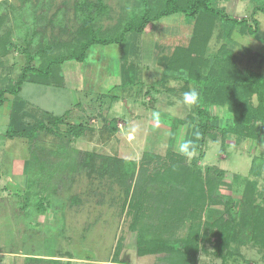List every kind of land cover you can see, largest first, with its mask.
<instances>
[{
	"label": "rangeland",
	"instance_id": "1",
	"mask_svg": "<svg viewBox=\"0 0 264 264\" xmlns=\"http://www.w3.org/2000/svg\"><path fill=\"white\" fill-rule=\"evenodd\" d=\"M163 2L0 0V89L11 87L26 66L24 48L35 55L31 66L37 68L42 62L37 42H60L74 54L83 26L98 38L119 39L124 28L139 25L146 10ZM210 5L246 20L250 28L171 15L140 33H126L120 44L91 46L82 62L65 61L60 87L25 82L18 97L6 95L0 107V264H171L191 228L228 237L232 226L224 223L230 219L225 201L239 206L246 179L255 181L260 201L264 131L255 140L223 135L220 130L232 126L233 115L215 105L201 85L218 81L226 66L234 69L230 83L238 85L245 73L264 79V12L255 10L264 0H210ZM176 53L188 67L170 75L166 65L174 64ZM251 86L242 90L256 111ZM192 87L200 93L198 105L177 106ZM198 107L213 120V129L201 128L197 137L203 122ZM153 112L159 113L158 123ZM51 116L87 131L67 137L65 124L49 127ZM41 124L53 133L38 132L32 149L27 139L7 137L9 129ZM181 140L196 145L192 157L177 153ZM255 158L258 177L250 174ZM104 163L109 168L103 172ZM209 187L203 204L197 192ZM137 200L140 210L134 212L130 206ZM162 210L168 211L167 220L160 219ZM249 236L244 229L240 243H230L231 254L199 245L195 264H264V249Z\"/></svg>",
	"mask_w": 264,
	"mask_h": 264
},
{
	"label": "trees",
	"instance_id": "2",
	"mask_svg": "<svg viewBox=\"0 0 264 264\" xmlns=\"http://www.w3.org/2000/svg\"><path fill=\"white\" fill-rule=\"evenodd\" d=\"M255 10H259L264 12V7L262 8H255ZM84 14L87 15V13L84 12ZM175 14H182L187 18L195 19V21L201 23H205L206 21L210 24H212L216 20H224L226 22H231L233 25H244L248 28H250V25L247 23L246 20H236L229 16H227L224 12L220 10L214 9L210 5V0H164V2L159 6L158 9H148L144 14L141 16L140 24L137 26H129L127 28H124L120 34L119 39H101L98 38L95 34V32L90 31L91 29H85L84 26L80 30L78 37L80 49L79 52L72 54L67 53L65 49H63V45L60 44V42H52L50 41L46 43H50L51 45H47L46 43L41 44L37 42L36 47V55L38 58L40 57L42 62L41 65H39L37 68H33L31 66V62L35 59V55L29 54L28 50L24 48V55L26 58V66L21 71L20 75L18 76L17 80L13 82V85L9 88L0 89V107L3 106V104L6 102V95L9 94L13 96L14 98L18 97V93L20 92L21 85L25 82L36 84V85H43V86H50V87H60L63 83V77L61 75V64L65 61H77L82 62L86 58V54L88 49L93 45H110V44H120L123 42V36L128 32H142L143 29L150 24L151 22H156L162 18L169 17L171 15ZM197 22V24H199ZM90 23V21H89ZM254 25H256V22H253ZM84 25V23H83ZM88 27V24H87ZM81 38H83L81 40ZM28 40V45L31 47L32 40ZM203 40H207L204 38ZM26 50V51H25ZM65 50V51H64ZM56 51V53H55ZM194 56L197 57L196 52L192 53ZM173 63L170 65V60L168 61V65H166V69L170 75L173 73H179L182 70L185 71V69L188 67L186 65V59L183 60L182 58H179V54L173 55ZM227 63V62H226ZM229 64V63H228ZM234 70L229 66H226L225 71L223 74H221V78H219L218 81L216 80H205L203 84L201 85V88L203 91H207L208 95L211 97H214L215 105L217 106H226L231 114L233 115V121L234 123L232 126H225L220 131L223 135L228 132L229 134H236V135H244L245 138L248 139H257L259 135L264 131V79L260 78L259 76H256L254 73H245L242 77V80L239 81L238 85L235 82H231L228 79H231L229 75V70ZM234 72V71H233ZM239 73L235 71L233 73L236 74ZM197 79V78H195ZM197 83L199 82V79L195 80ZM244 85H243V84ZM242 85L243 87L239 88V85ZM252 85V86H251ZM247 86L252 87L251 93L255 94L257 97L258 107L256 111L252 110V108H249L248 101L246 100V96L243 93ZM233 88V90H232ZM250 93V94H251ZM237 95H243L239 99ZM211 97V99H213ZM22 106V103H21ZM20 106V107H21ZM199 108V114H200V120L201 124L198 126V130L196 129V133H202L201 128H208L211 130L213 129L212 119L203 111L204 108ZM17 107L15 108V110ZM13 112V111H12ZM67 114V113H66ZM51 121L49 127H54V129L58 130V126L65 124L63 123V117H55L51 116ZM259 121L260 128H256V123ZM52 122V123H51ZM112 124V122L105 123ZM66 126V124H65ZM68 126V127H67ZM66 126L67 134L68 136H73L74 138L81 137L85 131H87V128L84 125H71L68 124ZM112 130H115V127L112 126ZM47 132V133H53L52 130H50L48 127L44 126L43 124L39 126H33L29 130H17V129H9L7 132V137L9 139L13 138H24L29 140L30 148L31 144L33 143V140L38 132ZM207 131V130H206ZM203 131V132H206ZM59 132V131H58ZM32 149V148H31ZM91 158H94L92 155ZM262 163V161H261ZM91 166L94 164V161L90 160ZM256 164L260 165L259 159H254L252 163V167L250 170V174L253 176H259L260 172L258 169H256ZM115 166L122 167L119 162L114 164ZM109 168L108 163H104L100 165V171L103 172ZM121 168V169H122ZM99 172V171H98ZM223 172L219 173L218 175H221L223 177ZM209 177L211 178V174H209ZM237 179V178H236ZM167 180V179H166ZM211 187L207 190H201L197 192V195L201 199V203L207 199V196L211 194ZM240 188V187H239ZM238 188V189H239ZM241 195L240 197L241 202L238 204L236 208H232V202L230 200L225 201L227 203V210L226 213L230 217V219L225 220L224 223H226L227 226H232L231 233L228 234V237L224 236H217L215 232H211V237H209V234H202L200 235L198 232V228H191L190 232L187 233L185 237H183V241H180V246L182 249V252L179 253L178 249V260L176 262H172L171 264H195L196 256L198 253V246L206 247V246H212L215 247V252L220 253L222 249H226L227 253L231 254L229 251V246L231 242L240 241L243 239L241 238V235L244 234V229H248L250 233V242H254L255 245L262 247L264 249V187L261 191V199L258 202V199L256 198V183L254 180H248L246 179L242 185V188H240ZM170 193L166 191L165 195L168 197ZM171 195V194H170ZM133 206H130V208L134 209V212H138L140 210V200H137ZM132 203L135 202V199L133 197ZM204 204V203H203ZM202 204V205H203ZM160 211V210H159ZM168 211H163L160 213V219L161 220H167ZM139 219V216H138ZM138 219L136 218V222L138 223ZM223 221V219H222ZM237 222V223H236ZM216 226V225H215ZM211 228V227H210ZM213 230V228H211ZM211 230V231H212ZM261 234V236L257 235V232ZM141 232V231H140ZM143 235V234H142ZM140 233V240L142 237ZM242 243V242H241ZM185 252V253H183ZM139 253V252H138ZM141 253V252H140Z\"/></svg>",
	"mask_w": 264,
	"mask_h": 264
},
{
	"label": "clouds",
	"instance_id": "3",
	"mask_svg": "<svg viewBox=\"0 0 264 264\" xmlns=\"http://www.w3.org/2000/svg\"><path fill=\"white\" fill-rule=\"evenodd\" d=\"M199 101L200 93L195 87H192L181 94V97L176 101V104L177 106L183 105L185 107L192 108L193 106L198 105ZM152 117L157 123L159 122L158 112H153ZM135 131L136 129H133V132ZM196 136L198 137L199 133H196ZM176 151L179 155H182L186 158L192 157L195 154L196 145L192 140H181L177 144Z\"/></svg>",
	"mask_w": 264,
	"mask_h": 264
},
{
	"label": "crops",
	"instance_id": "4",
	"mask_svg": "<svg viewBox=\"0 0 264 264\" xmlns=\"http://www.w3.org/2000/svg\"><path fill=\"white\" fill-rule=\"evenodd\" d=\"M66 112H68V111H66ZM66 112H64V114H66ZM64 114H62V115H64Z\"/></svg>",
	"mask_w": 264,
	"mask_h": 264
}]
</instances>
